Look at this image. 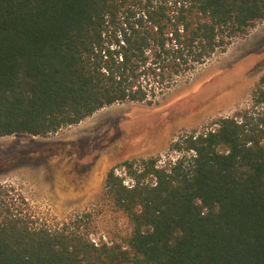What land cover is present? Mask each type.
<instances>
[{"label": "trees", "instance_id": "16d2710c", "mask_svg": "<svg viewBox=\"0 0 264 264\" xmlns=\"http://www.w3.org/2000/svg\"><path fill=\"white\" fill-rule=\"evenodd\" d=\"M263 19L264 0H0V136L152 103ZM169 150L107 171L120 241L95 240L83 216L42 217L0 182V264H264V74L250 107Z\"/></svg>", "mask_w": 264, "mask_h": 264}, {"label": "rangeland", "instance_id": "374dc122", "mask_svg": "<svg viewBox=\"0 0 264 264\" xmlns=\"http://www.w3.org/2000/svg\"><path fill=\"white\" fill-rule=\"evenodd\" d=\"M263 74L264 19L152 103H115L46 136H0V182L20 190L42 217L83 216L95 240L120 241L130 226L104 196L107 171L126 159L174 158L172 142L250 107Z\"/></svg>", "mask_w": 264, "mask_h": 264}]
</instances>
